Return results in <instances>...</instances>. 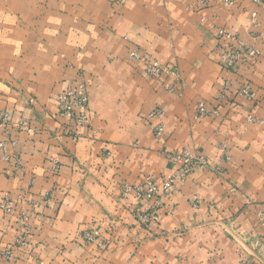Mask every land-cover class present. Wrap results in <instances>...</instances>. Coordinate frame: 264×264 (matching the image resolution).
I'll return each instance as SVG.
<instances>
[{"label": "crops", "instance_id": "crops-1", "mask_svg": "<svg viewBox=\"0 0 264 264\" xmlns=\"http://www.w3.org/2000/svg\"><path fill=\"white\" fill-rule=\"evenodd\" d=\"M221 29L258 57L221 66ZM78 74L91 119L72 129L56 97ZM0 141V264H264V0H0ZM183 150L207 168L123 194H161Z\"/></svg>", "mask_w": 264, "mask_h": 264}, {"label": "built area", "instance_id": "built-area-1", "mask_svg": "<svg viewBox=\"0 0 264 264\" xmlns=\"http://www.w3.org/2000/svg\"><path fill=\"white\" fill-rule=\"evenodd\" d=\"M255 1L258 2L260 0ZM206 2L207 0H200L201 4ZM236 2L237 0H224L226 6H234ZM217 35L219 40L225 43V45L220 46L221 49L219 56L220 64L225 69L233 68L241 60L254 61L258 57L259 53L254 47L239 41L226 30H219ZM128 57L133 62L142 63L144 65V71L146 75L150 78L177 79L179 77L177 69L160 65L147 56H142L137 50L130 51ZM169 90L173 92L172 88H169ZM243 94L248 95L249 89H244ZM56 102L60 117L72 122V129L84 128L89 124L91 119V111L89 109L88 89L81 74H78L67 84L66 88L57 95ZM198 111L200 116H205L207 114L206 106L203 103L199 104ZM163 116V110L158 107L152 111L148 118L160 119ZM2 120L4 123L6 117L3 116ZM67 131V133L71 136V126ZM162 133V126L158 125L154 128V136L156 138H160ZM2 148H4V144L0 141V150ZM171 157L180 163V167L171 178L164 181L161 194L159 189L150 179H148L145 184L141 186H136L134 188L128 186L123 187V194L126 195L134 191L138 199L140 198L146 200H152L161 196L168 197L173 192L177 182L185 180L187 176L193 171L203 170L208 166L205 157L194 155L192 152L187 150L173 154ZM156 206H158V203ZM0 208L6 213H10L13 209V204L10 200L5 199L0 204ZM158 220L159 216L157 215L155 208L137 215V221L144 228H148L151 224L157 223ZM84 239L88 243L96 244L100 249H105L107 247L106 244L100 239L98 231L94 228H90V230L84 235ZM21 243L23 244L22 240Z\"/></svg>", "mask_w": 264, "mask_h": 264}]
</instances>
